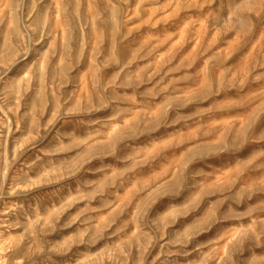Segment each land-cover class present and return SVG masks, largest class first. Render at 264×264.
I'll return each instance as SVG.
<instances>
[{
    "label": "rangeland",
    "instance_id": "374dc122",
    "mask_svg": "<svg viewBox=\"0 0 264 264\" xmlns=\"http://www.w3.org/2000/svg\"><path fill=\"white\" fill-rule=\"evenodd\" d=\"M0 264H264V0H0Z\"/></svg>",
    "mask_w": 264,
    "mask_h": 264
}]
</instances>
